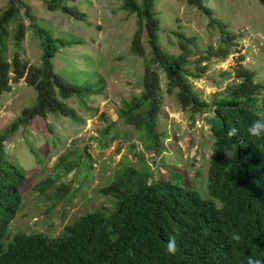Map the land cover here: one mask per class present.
I'll list each match as a JSON object with an SVG mask.
<instances>
[{"label":"trees","instance_id":"obj_1","mask_svg":"<svg viewBox=\"0 0 264 264\" xmlns=\"http://www.w3.org/2000/svg\"><path fill=\"white\" fill-rule=\"evenodd\" d=\"M47 10L70 14L85 20V13L69 7L65 0H41ZM210 16V26L220 31V46L209 48L204 56L225 58L233 34L212 17L202 0H189ZM122 9L137 17V29L130 44L135 56H148L142 76V91L124 101L118 117L143 135L147 150L158 152L161 146L156 121L162 104L158 69L166 78V92L173 95L182 111L207 113L213 137L209 159L206 192L173 184L164 179L151 180L149 167L120 169L111 183L101 190L110 196L111 209L105 207L88 212L65 225L56 237L44 233L16 232L7 238L9 226L17 214L22 195L20 187L25 172L7 158L3 142L14 126L27 125L36 117L64 115L79 119L64 101L78 96L81 100L100 91L91 86L73 84L53 68L56 43L45 26H41L31 7L23 0H8L0 11V97L22 80L32 88L33 104L22 111L17 121L0 134V264H246L249 257L264 264V139L250 137L247 127L264 118V85L255 81V74L241 64L235 69L234 81L207 101L193 89L191 79L205 72L200 62H193L194 37L179 35L181 52L171 55L158 43L160 22L154 11V0H123ZM24 16L29 20L25 25ZM27 29L36 35L41 49L40 64H32L20 55V44ZM146 41H143V35ZM12 36L15 52L7 54L6 40ZM66 43H69L66 41ZM62 43V44H66ZM148 48V50H147ZM231 127L238 128L228 136ZM106 145L100 143V147ZM63 155L58 167L68 172ZM47 177L34 186L43 194L53 184ZM240 236L239 241L231 239ZM175 236L177 253L169 256L166 243Z\"/></svg>","mask_w":264,"mask_h":264},{"label":"rangeland","instance_id":"obj_2","mask_svg":"<svg viewBox=\"0 0 264 264\" xmlns=\"http://www.w3.org/2000/svg\"><path fill=\"white\" fill-rule=\"evenodd\" d=\"M35 13L41 26L51 30L56 43L54 71L65 80L91 86L100 91L81 100L74 96L64 101L79 119L64 115L36 117L27 125L7 132L3 148L7 158L22 168L26 180L20 187L21 206L12 220L7 238L16 232H40L56 237L65 225L80 216L107 207L113 202L101 190L111 183L120 169L134 167L151 170V180L164 179L199 191L207 196L206 182L213 137L207 113L182 111L176 98L166 92V78L158 69L162 104L156 121L161 146L158 152L147 150L143 135L118 111L124 101L142 91V76L148 56H135L130 44L137 29V17L122 9L123 0H65L69 7L85 13L76 20L61 11H49L41 0H23ZM8 0H0V11ZM213 18L233 34L225 58L209 56L206 51L220 46V31L210 26V16L189 0H154L160 22L158 43L163 51L178 55L180 36L194 37L192 63L200 58L205 67L200 77L191 79L200 99L210 101L234 81L241 64L264 85V0H202ZM25 25L29 20L24 16ZM68 41L69 43H66ZM145 43L146 36L143 35ZM66 43V44H62ZM7 54L15 52L12 36L6 40ZM148 50V48H147ZM22 59L39 65L41 49L36 35L27 29L20 44ZM264 96V90L262 93ZM35 91L22 80L0 97V134L5 133L35 100ZM100 143L106 145L100 147ZM65 156L68 172L58 167ZM53 179L43 194L34 186L45 178Z\"/></svg>","mask_w":264,"mask_h":264},{"label":"clouds","instance_id":"obj_3","mask_svg":"<svg viewBox=\"0 0 264 264\" xmlns=\"http://www.w3.org/2000/svg\"><path fill=\"white\" fill-rule=\"evenodd\" d=\"M238 128L231 127L227 131L228 136H235L238 133ZM247 134L250 137L264 139V118H258L247 127ZM231 239L233 241H239L240 236L232 234ZM177 241L175 236H169L166 243V253L169 256H174L177 253ZM246 264H261V260L257 258L249 257Z\"/></svg>","mask_w":264,"mask_h":264}]
</instances>
